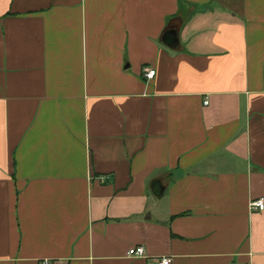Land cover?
I'll use <instances>...</instances> for the list:
<instances>
[{"label":"crops","instance_id":"obj_1","mask_svg":"<svg viewBox=\"0 0 264 264\" xmlns=\"http://www.w3.org/2000/svg\"><path fill=\"white\" fill-rule=\"evenodd\" d=\"M257 198L264 0H0V264H264Z\"/></svg>","mask_w":264,"mask_h":264},{"label":"built area","instance_id":"obj_2","mask_svg":"<svg viewBox=\"0 0 264 264\" xmlns=\"http://www.w3.org/2000/svg\"><path fill=\"white\" fill-rule=\"evenodd\" d=\"M155 75V71L153 69L147 68L143 70L142 76L151 80ZM206 104V101L204 102ZM249 209L251 211H262L264 209V202L262 198L253 199L249 203ZM126 255L128 257H136L142 258L144 256V249L141 246L133 247L128 249ZM157 264H171V260L168 257H161L157 260ZM39 264H49L47 260H42Z\"/></svg>","mask_w":264,"mask_h":264},{"label":"water","instance_id":"obj_3","mask_svg":"<svg viewBox=\"0 0 264 264\" xmlns=\"http://www.w3.org/2000/svg\"><path fill=\"white\" fill-rule=\"evenodd\" d=\"M173 33H174V32H173ZM174 35H175V33H174ZM174 35L171 36V38H170V41H171V43H172V44H170V47H171V48L175 47V41H177V40H176V35H175V36H174Z\"/></svg>","mask_w":264,"mask_h":264}]
</instances>
